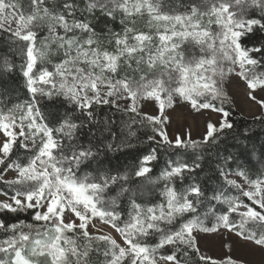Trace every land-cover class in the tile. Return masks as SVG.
Instances as JSON below:
<instances>
[{
    "label": "snow or ice",
    "instance_id": "6c2138e0",
    "mask_svg": "<svg viewBox=\"0 0 264 264\" xmlns=\"http://www.w3.org/2000/svg\"><path fill=\"white\" fill-rule=\"evenodd\" d=\"M0 32L28 94L0 92V264H244L202 234L264 253V144L219 150L233 78L264 128V0H0ZM183 106L218 119L170 136Z\"/></svg>",
    "mask_w": 264,
    "mask_h": 264
},
{
    "label": "rangeland",
    "instance_id": "374dc122",
    "mask_svg": "<svg viewBox=\"0 0 264 264\" xmlns=\"http://www.w3.org/2000/svg\"><path fill=\"white\" fill-rule=\"evenodd\" d=\"M227 91L230 99L225 107L231 106L233 109L248 118H256L260 116L262 110L258 105L248 99L242 82L237 78H233L232 83L227 85ZM145 111L149 114H155L156 110L153 107H147L145 108ZM168 111L172 121L168 127L170 136L190 131L193 139H200L206 130V123L209 120L216 122L218 119L216 113L206 111L204 114H197L189 111L187 106L177 107L175 112H172L171 110ZM2 199H4V197H0V200ZM97 227H100V225L97 224ZM89 230L95 232V229L91 227ZM104 231L112 232V234L119 239L118 235L110 228L104 226ZM229 242L232 243L231 253L228 252L225 246ZM199 246L202 252L213 258L219 259L226 255H231L238 261H243L244 264H264V253L252 245H245L242 241H238L234 236H232L231 241H229L223 235L202 234Z\"/></svg>",
    "mask_w": 264,
    "mask_h": 264
},
{
    "label": "trees",
    "instance_id": "16d2710c",
    "mask_svg": "<svg viewBox=\"0 0 264 264\" xmlns=\"http://www.w3.org/2000/svg\"><path fill=\"white\" fill-rule=\"evenodd\" d=\"M9 57L11 61L17 65V67L14 69L13 72L0 75V92H6L11 98V102H16L17 99L24 100L27 98V90L25 87L24 79L22 77V74L19 71V63L20 59L16 55H14L8 46L7 42V34L0 32V61H2L3 57ZM226 108L231 110V119L236 123V132L232 135L228 136L219 146V150L221 154H224L226 152L236 153L238 151V146L241 143H250L255 144L257 149H259L261 144H264V128H261V125L259 121L256 118H248L243 116L241 113H239L237 110L233 109L231 106H226ZM106 112V110H102V115ZM119 119V117H117ZM249 128L251 136L250 141H241L236 138L238 134H243L244 129ZM141 150H142V146ZM135 151L131 155H122L120 153H110L109 154V160L106 161L105 167H113V168H119V167H131L134 163V156ZM215 159V151L212 153H209L208 156L205 158V172L201 173V180L205 178L207 175H211L210 169L215 167V164L213 163ZM255 161V157L253 158ZM259 168V165H257ZM214 183V182H213ZM157 197H153V199H156ZM223 207L222 205H217V209ZM5 222H11L16 219H30L29 216L25 214H21L19 217H17L14 214H4L2 216ZM3 238V234L0 233V239Z\"/></svg>",
    "mask_w": 264,
    "mask_h": 264
}]
</instances>
